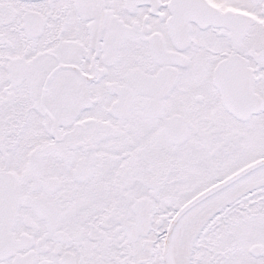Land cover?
Masks as SVG:
<instances>
[{
  "label": "snow or ice",
  "instance_id": "snow-or-ice-1",
  "mask_svg": "<svg viewBox=\"0 0 264 264\" xmlns=\"http://www.w3.org/2000/svg\"><path fill=\"white\" fill-rule=\"evenodd\" d=\"M0 264H264V0H0Z\"/></svg>",
  "mask_w": 264,
  "mask_h": 264
}]
</instances>
